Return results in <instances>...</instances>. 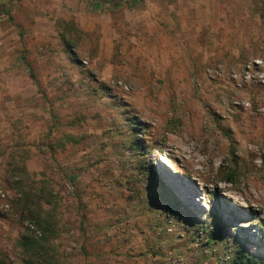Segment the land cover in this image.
Masks as SVG:
<instances>
[{
	"label": "rangeland",
	"instance_id": "obj_1",
	"mask_svg": "<svg viewBox=\"0 0 264 264\" xmlns=\"http://www.w3.org/2000/svg\"><path fill=\"white\" fill-rule=\"evenodd\" d=\"M240 258L264 264V0H0V264Z\"/></svg>",
	"mask_w": 264,
	"mask_h": 264
},
{
	"label": "trees",
	"instance_id": "obj_2",
	"mask_svg": "<svg viewBox=\"0 0 264 264\" xmlns=\"http://www.w3.org/2000/svg\"><path fill=\"white\" fill-rule=\"evenodd\" d=\"M244 259H245V261H244ZM249 259L248 258H240V262H237L238 264H241V263H247V262H249L248 261Z\"/></svg>",
	"mask_w": 264,
	"mask_h": 264
}]
</instances>
